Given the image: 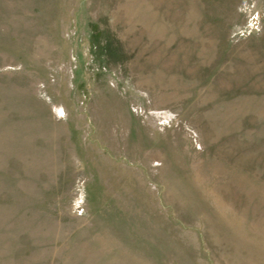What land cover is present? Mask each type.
<instances>
[{"label": "rangeland", "instance_id": "374dc122", "mask_svg": "<svg viewBox=\"0 0 264 264\" xmlns=\"http://www.w3.org/2000/svg\"><path fill=\"white\" fill-rule=\"evenodd\" d=\"M0 264H264V0H0Z\"/></svg>", "mask_w": 264, "mask_h": 264}]
</instances>
